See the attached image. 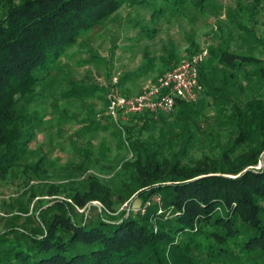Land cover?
<instances>
[{
  "label": "trees",
  "instance_id": "16d2710c",
  "mask_svg": "<svg viewBox=\"0 0 264 264\" xmlns=\"http://www.w3.org/2000/svg\"><path fill=\"white\" fill-rule=\"evenodd\" d=\"M147 1L155 0L8 2L0 17V175L23 153L27 130L39 119L26 117L17 104L19 97L80 34L123 2ZM167 1L174 8L184 2ZM193 1L199 6L204 0ZM208 52L233 71L249 68L245 80L254 77L264 82L261 60L223 49L209 48ZM198 75L207 99L228 102V96L235 94V89L214 86L201 66ZM85 92L84 87L71 83L62 95L78 97ZM201 102L177 101L170 115L184 126L194 105ZM169 116L154 120L138 115L128 119L123 129L128 132L136 124L143 130L158 129ZM223 118L232 129V138L217 161L192 168L178 164L180 149L164 171L153 153L126 136L124 144L134 155L139 188L143 189L136 197L142 203L158 196L159 209L150 205L142 215L120 209L116 221L104 220L101 210L95 222H78L73 206L54 204L42 209L52 212L43 217L39 213L33 227H11L0 234V264H264V93L242 104L229 102ZM183 129L186 133L181 139L187 143L190 134L187 127ZM259 162L260 167L254 169ZM90 182L87 200H101V192L92 191L97 184ZM82 197L79 201L77 196L72 198L80 208Z\"/></svg>",
  "mask_w": 264,
  "mask_h": 264
},
{
  "label": "rangeland",
  "instance_id": "374dc122",
  "mask_svg": "<svg viewBox=\"0 0 264 264\" xmlns=\"http://www.w3.org/2000/svg\"><path fill=\"white\" fill-rule=\"evenodd\" d=\"M8 2L17 4L18 0H0V17ZM199 4L184 0L174 8L167 0L123 2L80 34L46 73L38 75L37 82L17 100L26 117L39 119L27 130L23 153L0 175V234L11 227H33L39 213L43 217L52 212L42 209L58 203L73 206L78 222H95L101 210L104 220L116 221L124 204L138 207L141 200L136 194L143 189L134 155L124 144L127 135L153 153L164 171L180 149L178 164L183 167L218 160L232 138V129L223 118L229 102L242 104L261 97L264 82L254 77L245 80L249 68L233 71L208 51L223 49L264 63V0H204ZM201 49L207 51L201 68L208 80L236 90L228 102L207 99L203 86L197 99L202 102L193 104L184 126L172 114L158 129L143 130L136 124L126 132L104 117L105 89L112 77L123 95H135L146 81ZM71 83L86 92L64 97ZM183 127L190 134L187 143L181 139L186 133L181 132ZM259 167L260 162L254 169ZM88 178L97 184L92 191L99 190L101 200H87ZM82 195L80 208L72 198L77 196L79 201Z\"/></svg>",
  "mask_w": 264,
  "mask_h": 264
},
{
  "label": "built area",
  "instance_id": "2783aa9c",
  "mask_svg": "<svg viewBox=\"0 0 264 264\" xmlns=\"http://www.w3.org/2000/svg\"><path fill=\"white\" fill-rule=\"evenodd\" d=\"M206 58L207 51L201 49L154 79L146 81L135 95H123L117 79L112 77L105 89L104 117L115 127L121 128L128 119L138 115L146 114L154 120L169 116L177 101L195 102L202 93L198 71ZM150 205H156L159 209V197L152 196L135 209L125 204L121 209L142 215Z\"/></svg>",
  "mask_w": 264,
  "mask_h": 264
},
{
  "label": "water",
  "instance_id": "95a60500",
  "mask_svg": "<svg viewBox=\"0 0 264 264\" xmlns=\"http://www.w3.org/2000/svg\"><path fill=\"white\" fill-rule=\"evenodd\" d=\"M260 164H262V162H260ZM92 205H94V204H92Z\"/></svg>",
  "mask_w": 264,
  "mask_h": 264
},
{
  "label": "crops",
  "instance_id": "0c3cea01",
  "mask_svg": "<svg viewBox=\"0 0 264 264\" xmlns=\"http://www.w3.org/2000/svg\"><path fill=\"white\" fill-rule=\"evenodd\" d=\"M154 78H155V77H154ZM154 78H153V79H154Z\"/></svg>",
  "mask_w": 264,
  "mask_h": 264
}]
</instances>
